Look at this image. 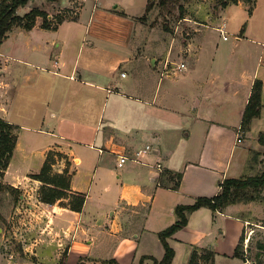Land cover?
<instances>
[{
    "label": "crops",
    "instance_id": "0c3cea01",
    "mask_svg": "<svg viewBox=\"0 0 264 264\" xmlns=\"http://www.w3.org/2000/svg\"><path fill=\"white\" fill-rule=\"evenodd\" d=\"M62 1L76 4L73 16L59 22L62 17L45 9L51 26L38 16L32 28L15 26L0 45V116L19 125L2 182L37 190L43 211L57 210L51 218L65 226L69 242L65 264L82 258L89 264L112 257L121 264H137L143 255L162 259L160 232L178 219L177 205L214 196L226 177L252 170L253 151L261 153L258 167L263 164L258 137L264 130V0L223 6L212 25L217 40H210L206 26L200 28L179 61L170 59L171 45L154 39L155 27L141 18L149 0ZM224 19L232 27L227 26L228 39L217 28ZM181 62L186 67L178 70ZM187 68L182 76L172 75ZM257 79L263 81L261 114L243 136V115ZM247 139H258L254 148ZM241 141L238 165L232 167ZM148 144L152 148L142 161L133 160ZM50 151L56 153L53 173H72L70 195L58 200L65 205L41 200L44 182L32 176ZM119 154L130 156L123 166ZM167 169L183 172L178 189L171 187L172 172L168 185L162 183ZM75 193L85 195L81 210L71 205ZM89 206L93 212L86 218ZM239 208L235 203L225 211L203 206L190 212L188 224L168 238L176 250L172 264L177 243L190 246L188 264L195 237L216 238L214 247L200 244L217 252L215 264L225 253L239 258L234 252L245 226ZM42 240L31 249L37 259L54 253V245Z\"/></svg>",
    "mask_w": 264,
    "mask_h": 264
},
{
    "label": "rangeland",
    "instance_id": "374dc122",
    "mask_svg": "<svg viewBox=\"0 0 264 264\" xmlns=\"http://www.w3.org/2000/svg\"><path fill=\"white\" fill-rule=\"evenodd\" d=\"M54 1L29 0L28 5L25 6L26 9L20 7L19 13H25L27 6H39L40 8L46 9L49 13L52 12L57 18L74 15L72 8L77 9L75 8V3L65 6L62 0ZM156 1L153 9L147 13L145 20H147L150 27H155L153 33L154 39H159L161 42L163 41L171 45V47L169 46L172 50L170 52L171 60L179 61L186 58L185 47L196 35L198 30L204 26H206L204 28L205 32L211 36L210 40L212 42L217 40L218 32L212 25L218 20L217 17L220 16L221 8L224 6V0H168L165 3H161V0ZM41 19L44 18L41 17ZM228 29L230 30L232 27L228 26ZM185 71H188V68L180 72L172 71V75L182 76ZM165 77L163 76V78ZM167 84L166 80L164 85ZM257 141L258 139H247L246 145H251L254 148ZM243 145L244 143L241 141L233 158L232 167L238 165V157ZM263 167L264 163L258 168L255 167V169L246 171L242 176L258 174ZM39 192L41 193L40 189ZM70 201L73 200L70 199ZM40 204L37 190L30 192L25 188L19 190L5 188L0 191V264H11V261L12 263L19 261V258L20 261H27L28 263L33 261L31 264H34V261H40V264H59L62 259H65L69 248V242L65 240V226L61 229L55 222V219L51 218L57 211L55 208L51 211H43ZM57 204L65 205V199L58 201ZM56 209L60 208L57 207ZM238 211L245 219L243 244L247 261L250 264H264V189L259 192L256 200L240 202ZM92 212L93 210L89 206L86 218H89ZM85 220L88 222L87 219ZM195 238L199 242L196 241L193 246L204 247L200 244H211L214 247L216 243L215 237ZM38 239H43L42 241L45 243L49 242L51 245H54V253L51 257L47 256L43 259H37V256L32 254L31 251L34 250L33 248L37 247L34 243ZM230 244V239H228L226 242V250H230ZM177 248L178 257L176 258L175 264H186L184 260H186L185 257L190 246L187 243H177ZM154 250L158 252L157 248ZM200 253H203L202 249H200ZM225 254V256H219L216 264H241L239 258L230 260L233 258H226L229 253ZM149 258L152 259L151 257ZM83 259L84 262L88 261L87 258ZM97 263L99 262L91 261V264ZM210 263V261L200 257L199 264Z\"/></svg>",
    "mask_w": 264,
    "mask_h": 264
},
{
    "label": "trees",
    "instance_id": "16d2710c",
    "mask_svg": "<svg viewBox=\"0 0 264 264\" xmlns=\"http://www.w3.org/2000/svg\"><path fill=\"white\" fill-rule=\"evenodd\" d=\"M28 1L29 0H0V45L15 26L21 25L27 29L32 28L36 24L38 16L44 17L42 23L44 26L52 25L49 21L47 11L40 8L39 6L32 7L24 14L19 13V8L25 6ZM166 1L168 0H161L160 2L165 3ZM236 1L237 0H224L223 5L226 6L230 2ZM156 2V0L148 1L146 9L147 12L141 18L146 17L147 13L153 9ZM63 19V17L60 18L59 22ZM262 96L263 81L261 79H257L254 83L248 105L243 115V122L241 126L243 134H247L251 130L254 118L260 116L263 105ZM18 136L19 125L11 123L0 116V191L5 188L17 190V188L13 185L3 183L2 177L4 176L5 170L10 164L15 147L17 145ZM258 139L262 144H264V130L259 133ZM55 154L56 153L54 151H50L47 160L42 167V170L32 175L33 177L44 182L40 193V199L49 203H55L60 198L69 196L70 193L68 190L71 187L72 180V173L69 172V169L65 170L63 173H53L52 170ZM260 154L261 153L258 151H253V157L250 162L253 169H255V167L258 168ZM261 162L264 163V158ZM255 164L256 166L254 167ZM170 172H172L171 177L174 179V183L171 187L178 189L183 176V172L181 171L173 172L167 169L164 172L165 175L162 177L161 181L164 185H168ZM221 186V190L214 196H199L192 204L177 205L175 211L178 215V219L160 232V238L165 247V254L163 258L158 259L153 255H143L140 259V262L137 264H142L143 261L149 257L153 259V264H172L176 250L170 244L168 238L178 229L188 224L190 212L203 206L211 207L214 210L225 211L226 208L231 204L256 200L258 198L259 192L264 189V167L258 174H250L240 177H226L221 183ZM71 199L73 200L71 201L72 207L74 209L81 210L85 202V195L75 193L72 194ZM243 242L244 231L235 248L234 255L246 261L247 257ZM200 249L203 250V253H200ZM216 254L217 252L212 248L193 246L188 264H199L200 257L210 261V264H215ZM83 260L84 259L82 258L77 264H89ZM59 264H65V259H62ZM99 264L121 263L115 257H112L101 261Z\"/></svg>",
    "mask_w": 264,
    "mask_h": 264
},
{
    "label": "built area",
    "instance_id": "2783aa9c",
    "mask_svg": "<svg viewBox=\"0 0 264 264\" xmlns=\"http://www.w3.org/2000/svg\"><path fill=\"white\" fill-rule=\"evenodd\" d=\"M227 21L226 19L223 20L222 24L219 25L217 28L218 30L222 33L223 37L225 39H228L229 37V31L227 29ZM167 66V65H166ZM186 67V63L185 62H181L177 65V69L181 70L183 68ZM122 75H126V72H122ZM152 148V146L150 144L146 145L145 147L139 149L138 151H136L135 155L132 157L133 160L135 161H142L141 158L144 154H146L150 149ZM130 159V156L127 154H119V161H118V165L119 166H123L128 160ZM157 168L160 170H163V165L161 163L157 164Z\"/></svg>",
    "mask_w": 264,
    "mask_h": 264
}]
</instances>
